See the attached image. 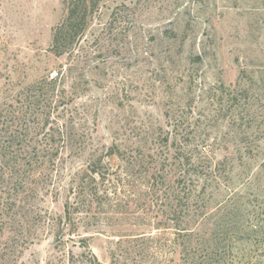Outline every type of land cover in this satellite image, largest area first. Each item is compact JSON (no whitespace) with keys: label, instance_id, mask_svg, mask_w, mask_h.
<instances>
[{"label":"rangeland","instance_id":"obj_1","mask_svg":"<svg viewBox=\"0 0 264 264\" xmlns=\"http://www.w3.org/2000/svg\"><path fill=\"white\" fill-rule=\"evenodd\" d=\"M64 12V0H0V112L22 107L18 139L45 136L49 107L26 110L20 94L59 72L63 89L54 91L64 93L48 120L57 114L73 127L55 163L47 154L34 158L26 179L2 159L0 264H181L178 234L194 230L198 244L217 238L213 262L258 260L264 0H103L75 51L57 56L49 51L51 31ZM15 143L5 150H18ZM112 143L134 156L140 151L139 166L167 156V184L180 172L172 149L186 145L197 169L185 177L195 196L183 222L173 200L151 194L145 177L127 175L125 163L114 168L113 160V170L127 172L117 191L111 187L91 219L82 213L57 235L72 180Z\"/></svg>","mask_w":264,"mask_h":264},{"label":"trees","instance_id":"obj_2","mask_svg":"<svg viewBox=\"0 0 264 264\" xmlns=\"http://www.w3.org/2000/svg\"><path fill=\"white\" fill-rule=\"evenodd\" d=\"M101 1L103 0H64L65 12L52 28L49 51L57 56L65 54L71 55L75 51L76 46L80 43L92 16L98 12ZM197 59L201 60L200 58ZM62 86L63 84L59 82V72H55L54 75H50V77L46 74L30 82L23 88L20 94V99L22 98V100L26 102L23 106L26 110L29 108H39V111H44L49 107L45 123V125L48 124V130L46 132L47 134L43 137L34 138L31 136V133H27L26 137L18 139L20 133L19 127L25 117V112L22 107L2 110V112H0V205H2L3 160L6 161V166L10 171L14 169L18 174L23 176L31 175L33 171L31 167H33L32 163L34 158H40L44 154H47L49 155V160L55 163L61 150L66 147L68 141L72 140L68 136V133L73 128L72 123H66L65 120L61 122L57 114L52 117L51 121L48 120L51 115V108H56L58 97H62L64 93L63 90H60L61 92L58 90L57 93H55L54 90H56L57 87L63 89ZM49 91H51V94H48ZM18 99L19 96L17 97V100ZM2 127H4L3 132ZM162 140L168 150L167 142H169V137L167 138L165 136ZM15 141L19 143L18 150L15 149L13 152H7L4 145L9 147L15 146ZM171 141L172 145L176 143L175 136H173ZM181 144L182 145H174L172 157L176 163L174 162L171 164L177 167L180 172L179 175H177L178 177L168 184L166 181L169 179L168 174L170 170H166L167 156L163 157V154L161 160H147L145 163H148V166H144V162L139 166V164H137L136 155H139L140 151L135 153L134 156L131 153H126L121 150L119 144H110L102 155L87 161L84 169L72 180L68 188L66 199H64L62 204V214H59L57 218H55L58 224L63 220L65 226H57L56 234H63L67 225L74 227L77 224V220L82 218V213H85L87 220L91 219L92 215L90 212L92 208L103 205L111 198L110 196L113 195V191L112 193L109 191L111 187L115 188V192L117 191V181L122 173L125 174L127 172H122V170L117 169L113 170L112 168L114 165H111L113 160L118 163V166L114 168H118L121 163H125V168L128 170L127 175L134 176V173H139L142 175V179L145 177L144 183H149L148 186L151 194L157 197L164 196V198L167 197L173 200L174 203L171 205V208L175 214L177 209L174 208L177 206L178 212L176 216L178 217L179 212L181 214V220L178 222V225H180V222H183V213L187 215L186 209L189 206L190 200L193 201L195 196V191H193V189L189 187L187 190L188 186L185 185V177L191 172L189 169L192 170L191 173L197 169L193 162V154L188 151L186 145L183 143ZM17 154L20 155L19 158H16ZM167 154L166 152L165 155ZM10 155H12L11 158ZM149 155L152 154L149 153L147 156ZM181 177H183L184 180H180ZM23 179H26L25 176ZM175 188H178V190H174L175 192L170 191V189L173 190ZM81 207H84L85 210H81ZM0 210L2 211V206H0ZM0 217L2 216L0 215ZM198 234L199 231L197 230L185 231L178 234L182 243L181 264H220V262H213L217 261L215 256L219 252L217 250V244H215V242L218 241L217 238H211L209 235L204 236L200 242L202 244H198ZM116 243L120 244L119 239ZM193 244H195V247ZM203 244L205 245L204 249H202ZM262 258L264 259V250L263 253L260 254L258 260L245 262L243 264H264ZM113 259L115 260V258H112V261ZM96 263L101 264L100 262Z\"/></svg>","mask_w":264,"mask_h":264}]
</instances>
